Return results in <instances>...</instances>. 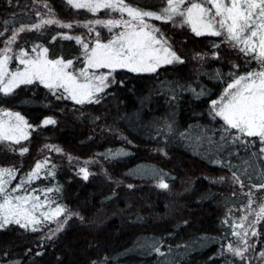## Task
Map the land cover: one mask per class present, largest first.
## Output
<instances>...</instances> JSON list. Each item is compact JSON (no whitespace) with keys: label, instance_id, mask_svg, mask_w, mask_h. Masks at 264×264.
<instances>
[{"label":"trees","instance_id":"1","mask_svg":"<svg viewBox=\"0 0 264 264\" xmlns=\"http://www.w3.org/2000/svg\"><path fill=\"white\" fill-rule=\"evenodd\" d=\"M35 1L47 2L62 20L71 19L66 9L82 12L60 0ZM126 2L145 10L157 9L154 0ZM27 3L0 0V32L4 33L0 47L12 28L35 22ZM35 10L38 13L41 9ZM163 27L171 32L167 25ZM27 36L20 47L40 45L48 49L50 59L73 60V66H80L82 54L75 40L49 30ZM220 40L204 35L180 44L178 51L199 56L197 46H202L212 53L221 49L213 44L220 46ZM222 54L219 52L218 58L232 60ZM238 69L232 75L235 70L226 69L225 64L198 61L194 66L173 64L155 73L117 70L112 74L115 82L100 94V102L82 105L55 99L39 83L21 85L13 95L0 94V108L21 114L33 134L24 155L9 152L0 144V167L21 164L31 173L32 165L47 149L38 151L42 144L59 148L64 155L58 161L55 158L56 169H41L39 178L24 184L21 192L39 196L48 212L60 206L66 209L63 216L72 217L65 230L43 246L34 233L29 235L16 225L0 230L2 264H232L234 260L221 254L231 243L227 213L246 202L243 191L264 184V156L258 138H245L251 141L246 146L229 143L219 153L215 144L223 122L211 113V104L220 99L221 91L233 79L248 72ZM45 119L56 123L43 126ZM169 124L172 131L165 127ZM205 136L213 143L202 139ZM120 151L127 155L106 158ZM209 155L213 159L218 155L224 165H235L233 171L241 174L244 187L237 183L225 192L210 183L218 175L232 177V171L210 163ZM72 159L88 163L93 180L79 179L74 165L66 166ZM153 169L166 175L140 174ZM101 171L104 177H99ZM26 177L17 176L12 183L20 184ZM161 179L168 185L174 181L180 184L179 199L173 205L166 204L170 210L157 211L158 198L146 187ZM47 189H53L47 193L50 202H45ZM258 227L264 242V220Z\"/></svg>","mask_w":264,"mask_h":264},{"label":"snow or ice","instance_id":"2","mask_svg":"<svg viewBox=\"0 0 264 264\" xmlns=\"http://www.w3.org/2000/svg\"><path fill=\"white\" fill-rule=\"evenodd\" d=\"M67 3L72 8L86 9L93 14L102 9L119 12L120 18L96 19L82 25V27L88 28L89 33L96 32L97 39L94 46H90V43L85 42L81 36H63V39H75L76 43L83 48L84 66L78 70L73 68V60L49 59L48 49L40 45L32 49L36 53L35 56H29L23 49L15 56L9 55L12 52L11 45L16 42L21 32L40 30L43 26L51 24L70 29L73 27L72 24L62 23L55 19H41L31 28L21 27L14 31L4 41L5 47L0 50V94L3 96L13 95L21 85H33L38 82L57 99L70 98L76 104L81 105L99 103V94L115 82L114 77L111 80L109 78L118 69H125L133 73H155L165 65L184 62L171 49L160 28L151 24L150 20L163 23L171 22L174 26L180 27L188 25L197 37L223 36L224 42L229 47L250 57L248 63L255 61L258 65L257 68L238 76L232 83H229L220 100L212 101L211 113L223 121V125L217 130L219 134V141L215 142L217 152L223 151L229 143L239 142L246 146L251 141L245 138L252 137L258 138L261 145L260 152H264V0H167V6L162 7L159 12L132 6L126 0H67ZM125 13L130 19H124ZM97 26L107 28L109 32L121 27L123 30L114 34L112 39L104 43L99 39L100 33L96 30ZM3 35L4 33L0 32V36ZM213 44L214 47H219V44L215 42ZM200 58L203 59L202 56ZM12 59L17 60L20 65H23V68H18L15 71L10 70L9 63ZM100 69L108 71L101 73ZM4 117L8 119H4ZM42 123L43 126H47L55 124L56 121L45 119ZM30 127L21 114L0 110V142L8 141L12 144H20L22 140L28 139ZM165 127L168 131H172L170 124ZM181 135L183 137L184 134ZM202 139H206L209 144L213 143L210 137L205 136ZM55 150L60 151L59 149ZM19 152L20 155H24L28 152V148L23 147ZM121 155H127V153L123 151L109 153L106 158H115ZM208 159L210 163L227 167L229 171H232L233 181L239 183L241 188L244 187L241 174L238 171H233L235 165L222 164L218 155L215 159L209 155ZM47 163V160L43 163L38 162L31 173L11 190L6 188V185L16 178L17 170L0 168V230L10 225H16L26 231L40 230L37 226L42 221L35 215L36 211L43 207L39 196H33L30 192L23 196L12 193L22 189L24 184H30L34 178H39L40 170L45 168ZM80 171L83 173V178L87 180L88 169L84 167ZM140 174L153 177L166 175L154 169L143 170ZM48 175H52V173L49 172ZM219 179L223 182L225 177L221 176ZM128 187L132 188L133 185H128ZM158 187L168 189L169 185L161 179ZM252 187L259 190L264 188V184H254ZM58 190L56 189V191ZM51 191L53 189L45 190V202H50L47 193ZM247 195L249 196L248 214L256 217V220L251 223H259L264 220V205H260L259 210L253 212L251 191ZM65 211L66 209L56 206L49 212H40V216L51 222ZM247 219V216L243 217L241 223L236 227H243V222ZM60 230H62V222L58 221L55 231ZM233 235L240 236V233L233 231ZM251 235H257L255 229ZM246 237L247 230L241 237L245 244L243 249L229 244L227 251L241 260L245 259L244 253L248 251L249 247ZM48 238L51 239V237ZM156 250L159 251V249ZM41 254L40 252L36 253V255ZM260 256L264 258V252H261ZM14 264H18V262H14Z\"/></svg>","mask_w":264,"mask_h":264},{"label":"rangeland","instance_id":"3","mask_svg":"<svg viewBox=\"0 0 264 264\" xmlns=\"http://www.w3.org/2000/svg\"><path fill=\"white\" fill-rule=\"evenodd\" d=\"M28 3L26 4L27 8H30V14H34V19L35 22L31 23V24H20L19 26H16L14 28H12V30H10L2 44L0 47V50H2L5 47V43L4 41H6L14 31L18 30L21 27H25V28H31V26L34 23H39L41 19H55V20H59L62 23H70L73 25L72 28H63V27H59L57 24H51V25H45L43 26L40 30H26L24 32H21L16 40V42L14 44L11 45L12 48V52L9 53L10 56H15L16 54L19 53V51L21 49H23L24 51H26L29 56H35L36 53H34L32 51V49L34 47H36V44L33 45H29V46H24V47H20V45L22 44V42L26 39V37H28L27 35L30 34H40L43 33L44 31H50V32H57L60 36H64V35H71L73 37L75 36H81L82 39L85 42H89L90 46H94L95 45V41L97 39L96 37V32H91L89 33L88 28L82 27V25L88 23L89 21H94L96 19H102V20H106V19H119L120 18V13L119 12H110L109 10L106 9H102L99 12L93 14L91 12H89L86 9H76V10H80L82 11L81 13L79 12H73L70 9H66L64 10L66 14H68V16H71V19L69 20H62L60 19V16L57 15L55 13V11L53 9H51L48 5L47 2L45 3H36L35 0H26ZM62 2V4H67L70 8H72L68 3L67 0H60ZM154 3H156L157 9L154 10L156 12H159L161 10L162 7H166L167 6V0H163V3H161V0H154ZM45 5H47V7H45ZM133 6V5H132ZM24 6L21 5V8H23ZM210 7V5H209ZM19 8V7H18ZM25 8V7H24ZM23 8V9H24ZM41 9L38 13L35 12V9ZM65 8V7H64ZM23 9L20 11V13L23 12ZM75 9V8H72ZM19 10V9H18ZM145 10V9H144ZM27 13V14H29ZM124 19H130L127 14H124ZM146 20L148 18H145ZM177 19H179V17H177ZM151 24L155 25L156 27H159L161 32L164 34L165 38L168 40V44L171 47V49L188 65L190 66H194L198 63V61L200 62H204V64H212L213 63H220L222 66L225 64V68L227 69L228 67L232 68L233 70H235V72L231 73L229 72L228 74H234L237 71V68H240L238 70H243L245 71H250L253 70L255 68L258 67V65L255 63V61H252L250 63H248V61L250 60V57H246L244 56L243 53L239 52L237 49L231 48L229 47V45L227 43L224 42V37L223 36H217L220 37V46L219 50H212L213 52L211 53V51H207L206 49L202 48V46H197L199 48V56L192 54L191 52H189L186 55H184L181 51L179 52V45L180 44H186L189 41L192 40H199V38L201 37H197L195 36L194 33H192L190 26L185 25L183 27L180 26H174L171 22L169 23H163L161 21H157V20H150L149 21ZM164 25H167V28L169 30H171V32H169L168 30H166L165 27H163ZM97 31H99L100 33V37L99 39L101 40V42L107 43L110 39H112L114 34H118L120 31L123 30V28H115L112 30V32H109L107 28H103V27H99L97 26L96 28ZM169 35H171L173 37L170 38ZM159 36V34H157ZM205 36H209V35H205ZM75 40V39H72ZM80 51L82 54V60L80 63V66L75 67L73 66L74 69L78 70L80 68H82L84 66V58H83V48L80 45ZM219 52H222L223 57H227L228 59H234L229 60L230 62H227L224 58L220 59L218 58L219 56ZM184 56H183V55ZM214 54H216L214 56ZM48 56V55H47ZM203 57V59H201L200 57ZM49 58V57H48ZM50 59V58H49ZM55 60V59H54ZM183 62V63H184ZM173 64H177V63H173ZM171 65H165L161 68H165L167 66H172ZM179 64V63H178ZM227 64V65H226ZM22 69L23 65H20L19 62L15 59H12L9 63V69L12 71H15L16 69ZM118 70H123V69H118ZM125 70V69H124ZM108 70L107 69H100L99 72L101 73H106ZM133 73V72H132ZM113 76V75H112ZM112 77H110L109 79L111 80ZM234 80V79H233ZM232 80V81H233ZM38 83V82H36ZM232 83V82H231ZM228 86V85H227ZM227 86H225V88L221 91V95L223 96L225 89L227 88ZM101 94V93H100ZM99 94V95H100ZM67 95V94H65ZM221 96V97H222ZM220 97V98H221ZM57 99V98H55ZM67 100V99H64ZM68 100H71L70 98ZM220 100V99H219ZM74 104H76L73 100H71ZM78 105V104H76ZM0 110L3 111H9L3 108H0ZM12 112V111H11ZM15 113V112H13ZM4 119H8L7 117H4ZM223 122V121H222ZM29 132V137L27 140H22L20 144H12L11 142H0V144H3V148L7 149L9 152L13 153V149H15V153H19V148L20 147H25V145H28L31 138L33 137V134H31L30 129H28ZM49 148L48 150L43 149V148ZM55 149H59L56 148L55 146H53L52 144L47 145V144H42L39 147L40 152L44 151L43 155L41 156V158L37 159L39 161L34 162V164L32 165V167L35 166V164H37V162H41L43 163L44 161H48L47 166L45 168H42L43 170H45L46 168L51 170V169H56L55 168V158L57 159V161L59 159H61V156L64 155L61 151H56ZM263 156H264V152H263ZM67 164H71L70 167H72L74 165V167L76 169H74V172L76 175H78L79 179H83V181L85 182H89L91 180H93V174L92 171L90 170V167L87 166L88 163L86 162H80L78 163L77 161H73L72 160H68ZM78 164V165H77ZM24 165L21 166V164L19 165H11V166H7L5 168H14L16 169V177L20 176V178H23L24 175L28 176V174L30 173V169L28 167H23ZM86 167L88 169L89 172V176L88 179L85 180L83 178V173H81L80 169ZM2 168V167H0ZM47 171V170H45ZM99 177H104V172L102 173V171L99 173ZM223 176L225 177V179L223 180V182L220 181V177ZM14 179H12L10 184L6 185V188H8L9 190L16 188L19 183L18 182H13ZM212 184H214L217 188L223 189L224 191H232L233 188H235L237 186V183H235L232 179V177H227L226 175H218V178L216 179H212L210 180ZM215 181V182H214ZM18 183V184H17ZM159 182L155 181L154 183H150L148 184L146 187L151 189V191L155 194L157 201L155 204V208L156 210H165V209H169V205H173V203L179 199V195L181 194V192L179 193V189L177 188L179 187L180 184L175 185V181L172 184H169L168 189H160L158 187ZM139 187V186H137ZM225 191V192H226ZM251 191L252 193V199H253V204H252V211L256 212L259 210V206L260 205H264V188H261L259 190L257 189H252V190H246L243 191L242 193L245 194L248 199L246 200V202L244 204H242V206L238 209H230L229 212L227 213V219H229L230 227L232 228V234L230 237L231 240V245L233 247H239L241 249H243L245 247L244 241L243 239H241V237L244 236L245 230H247V241H248V251L244 253L245 255V259L241 260L239 257H235L232 253L227 251L228 245H226L223 249H222V256L225 259H230L231 261L234 260V262H236V264H264V258H261L260 253L264 252V242L262 241V239L259 238V227L258 224L259 223H254L252 224L251 222H254L256 220L255 215H249L248 214V200H249V196L247 195L249 192ZM24 192V191H22ZM21 189L17 192H13V195H26L25 193H22ZM174 200V201H173ZM259 200H260V204H259ZM162 202V204H160ZM31 205L29 204V207ZM46 206L43 205V207H41L40 209H38L35 213V215L37 216V218H39L42 222L40 225H38L37 227L40 229L39 231H26L27 234H31L34 233L36 238L40 240V246H43L45 243H48L50 241H54V239L59 235V233H61L63 230H65V228L68 226L67 223L70 222V220H72V217H68V216H63V214L59 217H56L54 220H52L51 222L46 221L43 219L42 216H40V212H48V210L45 208ZM170 210V209H169ZM247 216L248 219L247 221L243 222V227H236V225H239L242 221V218ZM110 220V219H108ZM112 220V219H111ZM166 220H171V218H166ZM62 222V230L60 231H55L57 229V222ZM66 221V222H65ZM253 229H255V231L257 232L256 236H252L251 233L253 231ZM233 231L239 232L240 236H235L233 235ZM55 233V234H53ZM48 237H51V239H49Z\"/></svg>","mask_w":264,"mask_h":264}]
</instances>
